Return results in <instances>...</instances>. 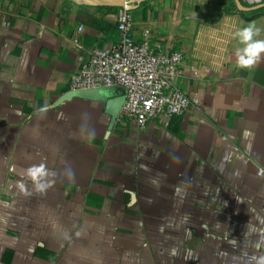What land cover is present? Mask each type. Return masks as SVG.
Masks as SVG:
<instances>
[{"label":"crops","instance_id":"0c3cea01","mask_svg":"<svg viewBox=\"0 0 264 264\" xmlns=\"http://www.w3.org/2000/svg\"><path fill=\"white\" fill-rule=\"evenodd\" d=\"M115 1L0 0V264H257L264 53L238 68L235 33L264 39V0H128L134 40L198 70L181 78L192 109L142 128H110L104 103L57 104L117 42ZM41 163L43 194L26 175Z\"/></svg>","mask_w":264,"mask_h":264},{"label":"built area","instance_id":"2783aa9c","mask_svg":"<svg viewBox=\"0 0 264 264\" xmlns=\"http://www.w3.org/2000/svg\"><path fill=\"white\" fill-rule=\"evenodd\" d=\"M116 13L117 42L108 48H93L86 62L70 82V91L122 86L126 100L117 122L144 127L150 121L184 116L193 107L181 88V78L197 75L195 65L185 68L181 52L153 48L148 40L136 42L132 36L133 10L121 0ZM84 26L78 28L82 33ZM80 44V39H74Z\"/></svg>","mask_w":264,"mask_h":264},{"label":"clouds","instance_id":"9594fccd","mask_svg":"<svg viewBox=\"0 0 264 264\" xmlns=\"http://www.w3.org/2000/svg\"><path fill=\"white\" fill-rule=\"evenodd\" d=\"M257 2L259 3V0ZM259 32L260 29L255 24H249L235 33L239 44L242 45L236 51V65L238 68L251 70L260 63L261 53H264V39H254L259 35ZM26 175L31 180L34 190L43 194L52 186L53 181L49 179V176H55V173H50L46 165L41 163L26 169ZM18 187L26 194H30L23 180L18 182ZM257 264H264V257H260Z\"/></svg>","mask_w":264,"mask_h":264},{"label":"water","instance_id":"95a60500","mask_svg":"<svg viewBox=\"0 0 264 264\" xmlns=\"http://www.w3.org/2000/svg\"><path fill=\"white\" fill-rule=\"evenodd\" d=\"M114 4L122 6V1L116 0ZM73 98L104 103L105 112L111 117L110 128H112L126 100V90L122 86H113L101 89L68 91L58 99L57 104L70 101Z\"/></svg>","mask_w":264,"mask_h":264},{"label":"trees","instance_id":"16d2710c","mask_svg":"<svg viewBox=\"0 0 264 264\" xmlns=\"http://www.w3.org/2000/svg\"><path fill=\"white\" fill-rule=\"evenodd\" d=\"M256 8H257L256 13H264V6L258 5V6H256ZM256 13H254V14H256Z\"/></svg>","mask_w":264,"mask_h":264}]
</instances>
